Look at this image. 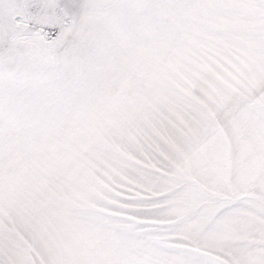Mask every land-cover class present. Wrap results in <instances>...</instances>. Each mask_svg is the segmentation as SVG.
I'll return each instance as SVG.
<instances>
[{
    "label": "snow or ice",
    "instance_id": "6c2138e0",
    "mask_svg": "<svg viewBox=\"0 0 264 264\" xmlns=\"http://www.w3.org/2000/svg\"><path fill=\"white\" fill-rule=\"evenodd\" d=\"M0 264H264V0H0Z\"/></svg>",
    "mask_w": 264,
    "mask_h": 264
}]
</instances>
